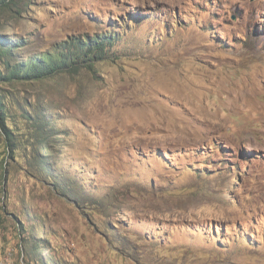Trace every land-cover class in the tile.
I'll return each instance as SVG.
<instances>
[{
	"label": "rangeland",
	"instance_id": "rangeland-1",
	"mask_svg": "<svg viewBox=\"0 0 264 264\" xmlns=\"http://www.w3.org/2000/svg\"><path fill=\"white\" fill-rule=\"evenodd\" d=\"M122 20L93 71L14 85L60 135L0 129V264H264V0L0 11L22 54ZM50 154L66 193L32 167Z\"/></svg>",
	"mask_w": 264,
	"mask_h": 264
},
{
	"label": "trees",
	"instance_id": "trees-1",
	"mask_svg": "<svg viewBox=\"0 0 264 264\" xmlns=\"http://www.w3.org/2000/svg\"><path fill=\"white\" fill-rule=\"evenodd\" d=\"M17 1L0 0V11L5 8L11 10ZM126 27V21L122 20L121 25L111 21L104 31L93 32L91 35L67 36L51 48H40L41 51L25 54H22L21 50L29 42L20 38H9L1 32L4 29L0 28V83L10 87L0 88V129L7 140L12 141L14 135H18L20 130H25L40 148L50 151L47 139L60 134L50 125V117L45 115L44 109L31 99L28 101L25 96H19L13 89L14 85L31 83L60 73H74L83 68L93 71L96 62L114 56L113 47L120 41L123 34L121 31ZM50 158L51 154L46 160L37 155L33 158L32 167L51 181L58 191L66 193L69 186H66L63 178H58V173L52 172L53 164L49 162Z\"/></svg>",
	"mask_w": 264,
	"mask_h": 264
}]
</instances>
